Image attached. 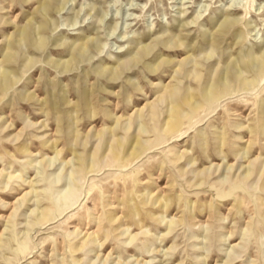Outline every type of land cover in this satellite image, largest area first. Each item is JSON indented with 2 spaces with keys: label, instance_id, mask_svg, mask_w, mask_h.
<instances>
[{
  "label": "rangeland",
  "instance_id": "obj_1",
  "mask_svg": "<svg viewBox=\"0 0 264 264\" xmlns=\"http://www.w3.org/2000/svg\"><path fill=\"white\" fill-rule=\"evenodd\" d=\"M3 73L0 264H264V0H0Z\"/></svg>",
  "mask_w": 264,
  "mask_h": 264
},
{
  "label": "bare ground",
  "instance_id": "obj_2",
  "mask_svg": "<svg viewBox=\"0 0 264 264\" xmlns=\"http://www.w3.org/2000/svg\"><path fill=\"white\" fill-rule=\"evenodd\" d=\"M63 3H61L60 4V6H59V8L58 9H62V7H63ZM43 8V11L44 12H46V9H47V6H43L42 7ZM72 27H74V26H76V23L74 22L72 25H71ZM77 29H78V24H77V27H76ZM75 27L74 28H72L71 30L72 31H74V30H77ZM80 28V27H79ZM31 28L30 27H26L25 29H24V31H23V34H24V36L25 35H27V33H29V30H30ZM124 40H122L121 41V43L123 42ZM94 48L95 49H97V50H99V48H98V45H94ZM122 48V47H121ZM124 51V50H123ZM123 51H120V52H122L123 53ZM119 52V53H120ZM144 55H150V53H149V51L148 50H144ZM82 59H84L85 57L83 56V54L80 56ZM212 57V55H209V59ZM70 64L68 63L67 64V67L65 68V66L64 65H54V68L55 69H57V70H59V71H61L62 72V70L63 71H66V72H70L71 71V69H70V66H69ZM106 75L108 74V72H106L105 73ZM115 79H117V78H115ZM10 82H11V79L9 78V76L7 75V74H5V73H3L2 74V78H1V80H0V85L2 86V87H4V88H6L7 89V87H8V85L10 84ZM189 100H191V97H189L188 98ZM174 117V114H172L171 115V119ZM168 123H171V121H169ZM144 130V129H143ZM145 131V130H144ZM143 146V143H142V140H137L136 141V144L135 145H132L131 146V148L129 149V151L127 152V157L128 158H130V159H133V158H135V150H136V148H138V147H142ZM76 159H77V161H80V158L78 159L77 157H75ZM57 157L53 160V163L52 164H55L56 162H57ZM251 176H252V173L250 172V170H247V172H246V176L245 177H247V178H251Z\"/></svg>",
  "mask_w": 264,
  "mask_h": 264
}]
</instances>
